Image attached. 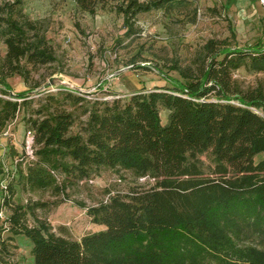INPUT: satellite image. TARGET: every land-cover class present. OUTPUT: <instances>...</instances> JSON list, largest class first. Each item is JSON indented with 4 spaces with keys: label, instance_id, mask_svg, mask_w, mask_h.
Here are the masks:
<instances>
[{
    "label": "trees",
    "instance_id": "16d2710c",
    "mask_svg": "<svg viewBox=\"0 0 264 264\" xmlns=\"http://www.w3.org/2000/svg\"><path fill=\"white\" fill-rule=\"evenodd\" d=\"M24 1L0 3V83L18 76L28 87L31 72L56 57L40 23L24 12ZM71 1L93 14L107 0ZM114 1L127 36L136 33L137 15L186 3ZM245 66L264 72L263 44L231 49L209 39L196 69L172 67L185 82L170 89L105 100L66 89L37 99L30 88L12 97L0 90V133L21 114L31 135L30 154L9 148L6 157L18 160L13 174L0 167L6 180L0 212H9L0 224L2 249L5 231L29 242L32 264H264V248L253 244L264 240V89H243L233 79ZM159 108L168 112L165 124ZM102 170L130 171L153 183L87 208L91 223L103 229L79 239L37 216L47 203L13 201L14 184L21 193L58 196Z\"/></svg>",
    "mask_w": 264,
    "mask_h": 264
},
{
    "label": "rangeland",
    "instance_id": "374dc122",
    "mask_svg": "<svg viewBox=\"0 0 264 264\" xmlns=\"http://www.w3.org/2000/svg\"><path fill=\"white\" fill-rule=\"evenodd\" d=\"M3 1L7 0L0 3ZM185 1L169 11L152 10L137 15L136 33L127 36L122 15L114 9V0L99 4L93 14L80 11L71 0H25L24 12L44 29L56 61L33 70L24 91L30 88L29 95L35 99L60 89L80 93L88 100L124 99L138 91L180 86L185 81L172 67L196 69L197 56L209 39L224 40L231 49H248L256 43L264 45V0ZM4 53L5 47L0 41V57ZM232 76L243 89H264V72L245 66ZM20 83L24 84L18 76L6 78L1 81L0 90L18 95L23 93L17 92ZM167 114L159 108L161 124H165ZM15 130L16 127H11L5 136L12 140ZM25 138L23 135L17 141L19 151L24 147ZM7 154L6 147L4 156H0V167L4 161L10 169ZM262 157L256 156L254 162ZM201 159L209 166L207 154ZM57 179L60 181L62 176L57 175ZM152 183L151 179L135 177L130 171L102 170L66 187L58 196H51L49 191L21 193L14 184L13 201L47 203L46 208L36 210L37 216L53 230L63 226L71 238L79 239L103 229L91 223L87 208L106 201L113 194L148 188ZM56 201L60 202L54 206L52 203ZM0 215V224L4 225L9 212L3 210ZM1 239L5 246L4 249L0 246V264H32L30 244L24 237L4 231ZM253 244L264 248L263 239Z\"/></svg>",
    "mask_w": 264,
    "mask_h": 264
},
{
    "label": "crops",
    "instance_id": "0c3cea01",
    "mask_svg": "<svg viewBox=\"0 0 264 264\" xmlns=\"http://www.w3.org/2000/svg\"><path fill=\"white\" fill-rule=\"evenodd\" d=\"M7 84L9 86V83H7ZM19 91L24 92V84L20 83L18 85V91L17 92H19ZM8 94H9V92H8ZM11 127H16V130L14 131L15 135L12 136L13 137L12 140L8 139L5 136ZM11 133L9 132V134H11ZM23 135H25L23 123L20 122V117H17L14 121L7 124L4 127V129L2 130V132L0 133V156L1 155L4 156V152L6 150V147H7V150H9V148H12L16 153H19L20 149H18V144H17L18 142L17 141H19V138L22 137Z\"/></svg>",
    "mask_w": 264,
    "mask_h": 264
},
{
    "label": "built area",
    "instance_id": "2783aa9c",
    "mask_svg": "<svg viewBox=\"0 0 264 264\" xmlns=\"http://www.w3.org/2000/svg\"><path fill=\"white\" fill-rule=\"evenodd\" d=\"M9 96L12 97L14 95L9 94ZM6 98H9V97H6ZM25 135H26V138L24 140V149H25L27 154H30L31 135H30V133H26ZM6 160H8L10 162L11 168L10 169L6 168L5 165H4V161H3L1 169H2L4 174H8L9 172H11V174H13V167L17 163L18 160L17 159H13L12 160L10 158H7ZM5 186H6V180L5 179H2V180L0 179V191L4 190ZM0 214H1V212H0Z\"/></svg>",
    "mask_w": 264,
    "mask_h": 264
}]
</instances>
